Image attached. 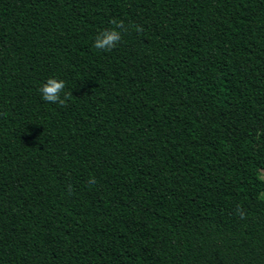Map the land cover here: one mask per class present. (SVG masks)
<instances>
[{"label": "trees", "instance_id": "1", "mask_svg": "<svg viewBox=\"0 0 264 264\" xmlns=\"http://www.w3.org/2000/svg\"><path fill=\"white\" fill-rule=\"evenodd\" d=\"M0 264H264V0H0Z\"/></svg>", "mask_w": 264, "mask_h": 264}, {"label": "clouds", "instance_id": "2", "mask_svg": "<svg viewBox=\"0 0 264 264\" xmlns=\"http://www.w3.org/2000/svg\"><path fill=\"white\" fill-rule=\"evenodd\" d=\"M115 27L111 30L104 31L98 35L94 41V48L102 49L104 51H110L121 40V31L124 25L122 22L112 21ZM65 89V82L63 80H57L55 78H49L47 82L41 87L40 92L42 98L52 104L65 105L68 93H65V97L61 98V93ZM94 182V181H93Z\"/></svg>", "mask_w": 264, "mask_h": 264}]
</instances>
